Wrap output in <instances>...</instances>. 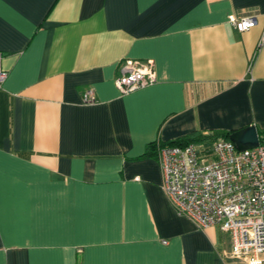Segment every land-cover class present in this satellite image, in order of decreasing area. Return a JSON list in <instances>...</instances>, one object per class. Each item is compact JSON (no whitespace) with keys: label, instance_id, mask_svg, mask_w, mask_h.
Instances as JSON below:
<instances>
[{"label":"crops","instance_id":"0c3cea01","mask_svg":"<svg viewBox=\"0 0 264 264\" xmlns=\"http://www.w3.org/2000/svg\"><path fill=\"white\" fill-rule=\"evenodd\" d=\"M125 58L155 81L119 94ZM0 67V264H244L176 214L143 153L264 130V0H0Z\"/></svg>","mask_w":264,"mask_h":264},{"label":"built area","instance_id":"2783aa9c","mask_svg":"<svg viewBox=\"0 0 264 264\" xmlns=\"http://www.w3.org/2000/svg\"><path fill=\"white\" fill-rule=\"evenodd\" d=\"M239 32L255 25L254 15L230 17ZM6 71L0 67V84ZM155 81L150 59L125 58L113 79L119 94ZM92 88L81 103L96 102ZM194 142L164 145L155 153L162 190L176 214L199 230L217 227L230 239V257L244 264H264V143L236 150L228 139L209 143L207 152Z\"/></svg>","mask_w":264,"mask_h":264},{"label":"trees","instance_id":"16d2710c","mask_svg":"<svg viewBox=\"0 0 264 264\" xmlns=\"http://www.w3.org/2000/svg\"><path fill=\"white\" fill-rule=\"evenodd\" d=\"M232 131L233 129H210L206 133L202 131H193L171 140H155L146 145V150L144 151L143 155L153 156L155 155L156 150L164 145H184L189 142H194L199 149L205 150L207 152V146H209L210 142L217 139L227 140L228 135ZM258 139L260 143H264V130H258Z\"/></svg>","mask_w":264,"mask_h":264},{"label":"water","instance_id":"95a60500","mask_svg":"<svg viewBox=\"0 0 264 264\" xmlns=\"http://www.w3.org/2000/svg\"><path fill=\"white\" fill-rule=\"evenodd\" d=\"M228 140L233 143L236 150L252 148L257 146L260 142L257 131L253 124H248L233 130L228 135Z\"/></svg>","mask_w":264,"mask_h":264}]
</instances>
